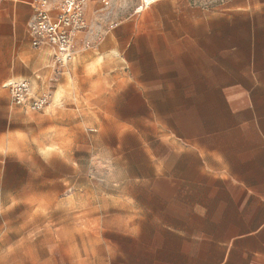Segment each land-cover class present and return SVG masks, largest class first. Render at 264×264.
<instances>
[{
  "label": "crops",
  "instance_id": "crops-1",
  "mask_svg": "<svg viewBox=\"0 0 264 264\" xmlns=\"http://www.w3.org/2000/svg\"><path fill=\"white\" fill-rule=\"evenodd\" d=\"M33 1L0 5V208L32 209L35 194L49 197L63 179L51 175L52 164L65 168L66 148L79 145L83 129L122 130L121 155L128 141L136 159L122 158L114 171L131 212L125 238L136 250L121 253L119 264H264V0H228L171 22L155 11L158 41L182 71L171 86L159 84L173 107L170 122L159 118L168 115L163 107L156 123L171 137L149 139L135 131L151 121L123 111L124 99L107 85H94L111 77L87 74L92 55L55 76L52 48H33L28 36ZM96 4L88 1L86 24ZM22 80L32 97L48 95L41 111L11 103L5 86Z\"/></svg>",
  "mask_w": 264,
  "mask_h": 264
},
{
  "label": "rangeland",
  "instance_id": "rangeland-1",
  "mask_svg": "<svg viewBox=\"0 0 264 264\" xmlns=\"http://www.w3.org/2000/svg\"><path fill=\"white\" fill-rule=\"evenodd\" d=\"M60 1L48 0L50 6ZM227 1L111 0L107 5L96 4L87 11L86 29L74 39L76 65L81 55H92L87 74L111 77L94 85H107L124 99L123 111L127 108L130 114H143V122L151 121L135 131L136 137H171V131L156 123V111L163 107L168 115L159 118L170 122L173 107L171 98L161 99L159 84L171 86L182 70L173 50H165L158 41L156 30L162 19L155 11L164 10L171 22L182 20L181 14L191 9L218 11ZM107 44L104 53L102 46ZM122 133L93 126L83 129L80 136L76 134L79 145L66 148L65 168L52 164L55 171L51 175L64 180L51 186L49 197L35 194L32 209L25 204L0 208V238H7L5 244L0 242V251L10 254L7 258L3 253L0 264H119L121 253L136 250L125 238L131 212L122 195L121 178L114 171L122 158L136 159V146L128 141L127 153L121 155V139L128 138ZM49 150L63 154L58 148Z\"/></svg>",
  "mask_w": 264,
  "mask_h": 264
},
{
  "label": "built area",
  "instance_id": "built-area-1",
  "mask_svg": "<svg viewBox=\"0 0 264 264\" xmlns=\"http://www.w3.org/2000/svg\"><path fill=\"white\" fill-rule=\"evenodd\" d=\"M17 0H0V5ZM89 0H61L57 6H50L48 0H34L35 18L27 25L31 46L52 48L51 65L57 77L62 70L76 58L74 36L83 32L86 27L84 16ZM101 5H107L111 0H97ZM55 10L52 15L51 11ZM10 101L14 105H24L30 111H41L48 104L49 97H32L30 84L27 81L8 83Z\"/></svg>",
  "mask_w": 264,
  "mask_h": 264
}]
</instances>
